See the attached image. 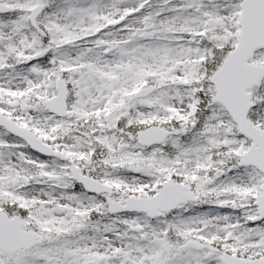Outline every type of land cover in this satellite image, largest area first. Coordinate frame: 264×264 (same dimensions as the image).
<instances>
[{
  "label": "snow or ice",
  "instance_id": "1",
  "mask_svg": "<svg viewBox=\"0 0 264 264\" xmlns=\"http://www.w3.org/2000/svg\"><path fill=\"white\" fill-rule=\"evenodd\" d=\"M0 264H264V0H0Z\"/></svg>",
  "mask_w": 264,
  "mask_h": 264
}]
</instances>
